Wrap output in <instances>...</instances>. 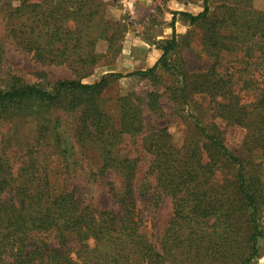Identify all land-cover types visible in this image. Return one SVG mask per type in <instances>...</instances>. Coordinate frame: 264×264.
<instances>
[{
    "label": "trees",
    "instance_id": "1",
    "mask_svg": "<svg viewBox=\"0 0 264 264\" xmlns=\"http://www.w3.org/2000/svg\"><path fill=\"white\" fill-rule=\"evenodd\" d=\"M208 3L203 0L197 15L179 12L173 19L178 14L197 27L202 51L214 58L209 67L189 73L182 62L173 65V32L149 69L109 73L87 84L81 79L101 58L98 41H106L108 53L116 50L118 30L101 0H0L4 33L13 46L74 75L50 89L0 88V123L17 125L51 109L75 112L71 138L80 154L97 153L100 163L88 176L105 180L116 205L99 211L84 204L78 185L55 177L62 170L47 162L59 152L46 141V125L36 129L15 175L7 148L20 145V137L0 133V264H256L264 241V175L254 160L264 153V11L253 10L251 0H222L217 10ZM231 55L237 66L220 65ZM158 70L179 78L170 98L174 113H186L179 117L186 133L174 141L166 128H151L141 138L149 165L137 180L139 159L117 147L125 135L143 132L142 109L120 98L115 123L101 106V93L111 80L145 79ZM223 125L244 131L238 153L226 147ZM148 195L154 202L162 196L173 200L171 220L154 242L140 231L135 208Z\"/></svg>",
    "mask_w": 264,
    "mask_h": 264
},
{
    "label": "rangeland",
    "instance_id": "2",
    "mask_svg": "<svg viewBox=\"0 0 264 264\" xmlns=\"http://www.w3.org/2000/svg\"><path fill=\"white\" fill-rule=\"evenodd\" d=\"M104 4V14L107 19L115 23L114 30L117 40L116 50L108 53L106 41L99 40L96 51L101 58L92 73L81 79V82L92 84L101 76L109 73L125 75L135 71H145L152 67L161 55L163 42L170 39L172 33L177 37L178 46L169 54L168 59L174 65L184 64L189 73L206 69L213 63L202 51L200 45V31L190 25L178 14L184 12L197 15L203 10V0H101ZM222 0H209L210 10H217ZM251 7L255 11H264V0H251ZM4 21L0 14V88L7 89L12 84L37 85L50 89L51 84L61 79H73L71 70L65 66H53L35 62L31 57L16 49L4 33ZM234 55L224 57L219 61L224 68L237 66ZM179 86V78L163 70H158L154 76L141 79L131 76L111 80L101 93V106L115 123L120 115V98L126 102L138 105L142 109L143 132L138 137L125 135L118 145L119 153L139 159L136 179L145 178L149 165V156L141 145V138L151 128H166L174 141H179L185 133V123L179 118L186 116L179 111L174 113L171 91ZM203 103V105H205ZM76 122V113L58 110L44 111L42 115L28 116L25 121L12 125L7 121L0 123V133L10 136L15 131L20 137L19 144L13 142L7 148L9 163L15 175L23 161L22 154L31 147V140L36 136V129L46 125V141L54 145L59 158L50 157L48 166L55 167L60 173L55 177L72 187L78 185L81 189L84 204L97 210L116 209L105 180L89 178L88 169L99 165L97 153L86 151L80 154L79 147L71 138ZM226 147L234 153L241 150L244 131L235 126H222ZM255 162L260 163L264 175V153H256ZM65 168L68 173L64 175ZM152 187L153 177H148ZM147 179V180H148ZM136 214L140 221V231L152 242L161 238L171 217L173 200L162 196L154 202L148 195L136 201ZM261 222L264 226V210ZM260 256L256 264H264V241L260 243Z\"/></svg>",
    "mask_w": 264,
    "mask_h": 264
}]
</instances>
